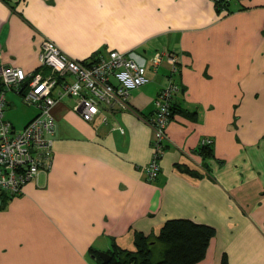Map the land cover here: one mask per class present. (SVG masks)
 <instances>
[{
  "label": "crops",
  "instance_id": "obj_1",
  "mask_svg": "<svg viewBox=\"0 0 264 264\" xmlns=\"http://www.w3.org/2000/svg\"><path fill=\"white\" fill-rule=\"evenodd\" d=\"M231 8L219 14L215 0H0V69L49 76L40 63L45 39L85 62L112 50L179 56L176 74L165 60L131 90L126 108L101 102L92 121L76 98L61 96L66 78H58L52 163L21 194L0 199V264H106L100 253L135 250L138 232L156 235L177 218L216 230L196 264H264V0H232ZM169 81L180 92L150 181L148 119ZM2 89L0 80V101ZM21 99L14 89L4 96L15 129L39 112ZM17 108L27 116L14 117ZM207 138L211 152L200 149Z\"/></svg>",
  "mask_w": 264,
  "mask_h": 264
},
{
  "label": "built area",
  "instance_id": "obj_2",
  "mask_svg": "<svg viewBox=\"0 0 264 264\" xmlns=\"http://www.w3.org/2000/svg\"><path fill=\"white\" fill-rule=\"evenodd\" d=\"M165 60L171 64L173 76L178 72L179 56L170 51H157L152 59L147 60L135 52L112 50L97 54L94 62L87 65L84 60L71 58L52 40L45 39L42 42L40 63L42 68L51 70L52 74L45 76L44 72L37 71L29 78L20 67L0 69L4 90L0 101V192L18 196L27 181L50 167L53 158L52 137L56 132L52 106L57 98L53 93L58 78H66L62 81L65 91L60 93L61 96L76 98L83 119L92 121L100 111L101 102L110 104L118 101L126 108L125 101L131 90L147 84L150 81L149 71H157ZM71 75L75 76V81L67 79ZM169 82L159 91L154 115L148 119L154 131L153 157L146 167L150 181L159 175L160 159L168 139L166 126L173 114L172 101L180 92L179 84ZM26 83L28 87L24 89ZM8 89L16 90L22 94L25 103L39 108L37 116L22 129H15L5 119L4 96ZM211 143L209 138L202 141V144Z\"/></svg>",
  "mask_w": 264,
  "mask_h": 264
},
{
  "label": "trees",
  "instance_id": "obj_3",
  "mask_svg": "<svg viewBox=\"0 0 264 264\" xmlns=\"http://www.w3.org/2000/svg\"><path fill=\"white\" fill-rule=\"evenodd\" d=\"M239 1V0H235ZM232 0H215L216 10L219 14L225 10V15L233 13L231 8ZM242 9V8H240ZM99 53H95L90 61L85 64L90 65ZM174 111V105H173ZM207 149L211 152L210 144H202L200 149ZM166 146H164V150ZM181 168L189 173L192 170L180 165ZM9 195L0 192V199L7 200ZM216 234L215 228L196 223L185 218L170 219L163 223L159 232L154 235L137 233L135 236V250L123 249L119 246L112 251L113 258L111 264H196L201 261L206 254L207 248ZM161 245L158 259H155V248ZM158 245V246H159ZM159 254V251L158 253ZM221 264H228L224 257Z\"/></svg>",
  "mask_w": 264,
  "mask_h": 264
},
{
  "label": "rangeland",
  "instance_id": "obj_4",
  "mask_svg": "<svg viewBox=\"0 0 264 264\" xmlns=\"http://www.w3.org/2000/svg\"><path fill=\"white\" fill-rule=\"evenodd\" d=\"M21 95H22V94H21ZM21 102H22V104H23V107H24L26 110H28V111H34V106H36V105H29V104L25 103V102H24V99H23V96H22ZM25 109L17 108V110H16L15 112H12V114H13L14 117H16V118H18V117H26L27 114H26V112H25ZM7 111H8V114H9V110H7ZM18 127H19V125H18ZM160 246H161V245H159V248H161ZM155 248H157V246H156ZM158 251H159V249L157 248V249H156V254H154L155 259H158V258H159V254H157Z\"/></svg>",
  "mask_w": 264,
  "mask_h": 264
},
{
  "label": "water",
  "instance_id": "obj_5",
  "mask_svg": "<svg viewBox=\"0 0 264 264\" xmlns=\"http://www.w3.org/2000/svg\"><path fill=\"white\" fill-rule=\"evenodd\" d=\"M99 257L106 264L109 263L112 260V258H113V256L111 254H109V253H100Z\"/></svg>",
  "mask_w": 264,
  "mask_h": 264
}]
</instances>
